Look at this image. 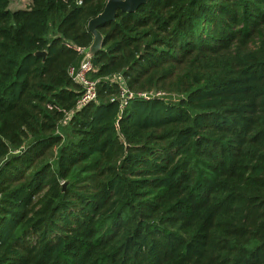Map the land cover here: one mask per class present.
<instances>
[{
  "label": "trees",
  "instance_id": "obj_1",
  "mask_svg": "<svg viewBox=\"0 0 264 264\" xmlns=\"http://www.w3.org/2000/svg\"><path fill=\"white\" fill-rule=\"evenodd\" d=\"M10 2L0 264H264V0L119 10L99 26L98 97L80 110L68 67L107 0ZM152 90L177 97L138 96Z\"/></svg>",
  "mask_w": 264,
  "mask_h": 264
},
{
  "label": "built area",
  "instance_id": "obj_2",
  "mask_svg": "<svg viewBox=\"0 0 264 264\" xmlns=\"http://www.w3.org/2000/svg\"><path fill=\"white\" fill-rule=\"evenodd\" d=\"M77 3H81L82 0H76ZM86 47H80V53L82 54V58L80 63L75 65H70L69 75L72 80L80 87V95L76 103V109L80 110L87 104L96 101L98 97V80L90 78V74L97 70V68L93 65L92 58H90L85 53ZM110 80L114 82H121L122 91H121V106L125 105L129 98L133 97L134 93L131 92L127 87L124 86L123 76L121 73L114 75ZM141 95L145 98H157L163 94L161 91H140L138 96ZM74 114V111L69 112L64 118L65 121H69L71 115Z\"/></svg>",
  "mask_w": 264,
  "mask_h": 264
},
{
  "label": "water",
  "instance_id": "obj_3",
  "mask_svg": "<svg viewBox=\"0 0 264 264\" xmlns=\"http://www.w3.org/2000/svg\"><path fill=\"white\" fill-rule=\"evenodd\" d=\"M149 0H107L104 10L101 11L96 17H93L88 22V29L94 36L92 43L86 47L85 53L93 58L99 50L102 49L104 43V34L99 26L110 21H115L119 10L124 12H136L138 7L142 4L148 3ZM37 56L47 57V50H41L36 53ZM129 147V146H128ZM67 181L62 183L63 192L67 188Z\"/></svg>",
  "mask_w": 264,
  "mask_h": 264
},
{
  "label": "rangeland",
  "instance_id": "obj_4",
  "mask_svg": "<svg viewBox=\"0 0 264 264\" xmlns=\"http://www.w3.org/2000/svg\"><path fill=\"white\" fill-rule=\"evenodd\" d=\"M33 0H11L9 8L11 10H18L20 8H27L30 6V4L32 3ZM85 47V46H83ZM80 56H82V54L80 53ZM161 94H163L164 96H171L172 98L177 97V94H172V93H168L165 91H161ZM68 119L67 121H65V119H63V121L61 122V128H59V130H62L63 127H66L67 123H68ZM20 152V151H19Z\"/></svg>",
  "mask_w": 264,
  "mask_h": 264
},
{
  "label": "crops",
  "instance_id": "obj_5",
  "mask_svg": "<svg viewBox=\"0 0 264 264\" xmlns=\"http://www.w3.org/2000/svg\"><path fill=\"white\" fill-rule=\"evenodd\" d=\"M81 58H82V56H81ZM81 60V59H80Z\"/></svg>",
  "mask_w": 264,
  "mask_h": 264
}]
</instances>
